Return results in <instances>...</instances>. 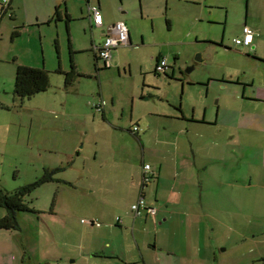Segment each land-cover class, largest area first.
Returning <instances> with one entry per match:
<instances>
[{
	"label": "rangeland",
	"instance_id": "rangeland-1",
	"mask_svg": "<svg viewBox=\"0 0 264 264\" xmlns=\"http://www.w3.org/2000/svg\"><path fill=\"white\" fill-rule=\"evenodd\" d=\"M34 1L17 0V4H22L20 9H14L17 17L34 21L36 13L42 16L46 7L40 0ZM100 1L103 27L93 25L88 18L87 4L97 5V0H88V3L87 0H65L60 9L70 15L67 25L64 15L58 21L24 27L12 21L7 14L0 17V186L12 191L40 178L44 170L52 172L53 177L26 196L35 211L17 213L18 229L0 228V264H67L77 254L75 247L81 241V232L87 238L100 237L98 241L103 243V250L104 243L114 240L112 232L84 223L82 218H94L84 210L80 213L75 211L78 215L71 221L74 229H65L67 225L62 226L60 215L63 209L68 214L74 211L73 201L68 198V190L72 191V187L58 179H78L82 161L87 159L86 177L78 183L76 191L83 193L85 200L89 192L88 189L84 191L83 185H100L101 182L97 177L99 163L89 162L94 144L86 145L80 156L73 157L72 167H66V151H61L59 146L65 144L73 148L70 139L74 130L81 125V133L84 132L86 112L94 111L89 105L91 100L98 98V94L108 102L109 108L110 98H114L118 107L123 104L125 121H128L131 111L141 126L140 136L148 130L144 136L143 159L141 143L135 138L124 134L121 137L116 135L113 140L106 139V136L110 137L107 130L98 126V143L102 148L109 143L123 146L128 166H122L130 177L134 173V179L141 177L142 161L154 166L158 159H168L164 151L171 145L166 142V137L172 135L175 139V133L162 131V126L171 125L172 120L159 115L177 112L181 106L188 117L192 111L201 117L207 106L215 107L219 97H222V106L238 108L244 113L264 108V103L249 99L261 98L259 96L243 100V87L237 83L245 80L249 70H264V0ZM1 3L0 0V16ZM118 20L127 24L132 42L118 47L113 52L112 66L104 67L100 60L95 62L92 43L100 42L101 30L104 28L108 32L109 26ZM244 23L257 32L255 38L259 40L257 47L249 51L237 49L233 44V38L241 34ZM13 29L18 34L11 38ZM158 53L164 55L170 65L166 75L158 76L153 72ZM197 54L201 58L199 61L195 59ZM71 58L80 75L71 85L65 86L63 72L70 69ZM19 64L44 66L49 73L48 88L22 100L15 96L13 84ZM191 65L193 68L186 71ZM255 75L254 72L253 77ZM221 85L225 88L218 87ZM143 86H146L144 94L139 95ZM238 91L239 99H235L233 96ZM187 122L190 124L184 127L192 129L182 131L180 147L200 172L201 146L203 140L210 139V134L202 133L201 128L206 126L213 130L218 127L198 119H187ZM157 127L162 131L159 134ZM240 130L231 134V138L227 135L226 141L233 139ZM216 138L222 139L223 136ZM248 151L243 149L240 152L242 164L245 163L244 158H248ZM89 153L88 157L83 156ZM230 161L227 160L224 170H230ZM89 165L94 166L98 173L89 175ZM107 165L109 176L116 177L112 166ZM100 169L105 172L106 164ZM242 169L246 170V167ZM104 186L110 191L106 184ZM244 189L242 200L234 201V204L228 200L217 201L214 196V201L209 204L212 208L210 218L207 221L204 217L202 231L204 254L208 249L209 262L189 258L191 264H264L260 259L261 254L264 256V188L254 186L252 194L259 196L255 201L249 197L250 190ZM174 193L173 198L177 201L179 192L177 195L176 191ZM203 198L208 199L206 195ZM53 199L54 208L61 211L55 216L49 214ZM222 203L226 205L222 206ZM179 205L181 202L176 210L183 211L184 205ZM193 205L189 207L203 212L202 203L200 207ZM2 212L5 213V208L0 207V217L4 214ZM180 217L176 215L177 221L173 224L177 230V252L183 249V234L178 223ZM96 220L100 221L99 218ZM102 259L107 263L109 257L101 258V263ZM185 260L186 257H179L177 264H185ZM73 264H79V259Z\"/></svg>",
	"mask_w": 264,
	"mask_h": 264
},
{
	"label": "crops",
	"instance_id": "crops-1",
	"mask_svg": "<svg viewBox=\"0 0 264 264\" xmlns=\"http://www.w3.org/2000/svg\"><path fill=\"white\" fill-rule=\"evenodd\" d=\"M40 1L42 6L46 7V11L42 16L36 13L34 21H26L25 19L23 20V18L17 17L14 11V9H20V5L22 4H17V0H11L10 12L12 14V21H15L16 24H21L22 27L25 25L50 23L53 20L58 21L53 18V14L56 8L61 11L60 6L65 0ZM100 2V0H97V5L99 7ZM33 3H35L34 0ZM60 15L62 18L63 13L60 12ZM61 18L59 20H61ZM103 25L104 23L101 26L103 27ZM17 27H19V25ZM104 31L105 29L103 28L101 30V40ZM128 31L129 43L125 46L130 45L132 42L130 30L128 29ZM14 36L15 35H11V38ZM255 36L256 35L253 36L249 46L238 47L244 51L256 48L259 40L256 39ZM93 45L92 43V47ZM234 46L236 45L234 44ZM117 48L112 51L110 66H112L113 52ZM162 56L164 55L158 53L156 57L160 58ZM98 60L99 59L96 57L95 62L97 63ZM254 72L256 73V78L253 77ZM237 83L241 84L243 87V97H241L243 100L247 97H254V95H256L261 98L257 99L250 97V101L254 102V100H256L258 103H264L263 69H261V71L249 70V74L246 76L245 80L243 79V82L238 80ZM145 87L146 86H143L140 89L139 95L144 94ZM218 87L223 89L225 85ZM239 96L240 91L233 97L239 99ZM221 98L222 97L218 98L215 107L207 106L201 117H197L193 111L188 117L181 106H178L177 112L173 113V111H171L168 112V114L159 115L172 120L171 125L169 123L164 127L162 126V131L166 132L170 130L171 134L175 133V139H173L172 135H170L171 138L168 136L166 137V142L171 145L170 148L166 146L167 150L164 151L168 158L167 160L158 159L159 161L157 160L154 166L148 162L142 161L143 165L145 163L150 165L148 170L150 178L146 182L142 181V175L145 171L143 166L140 172V179H134V173L131 174L130 177L127 173L128 170L123 168V166H128V159L124 156L126 155V151L123 149V146H112L109 143L107 147L103 146L102 148V145L98 143L99 136L97 130L100 126L107 130L110 137L106 136V139L109 138L113 140L117 137L116 135H120L121 137V135L124 134L135 138L141 143L143 159L145 156L143 144L144 136L147 135L146 132H148V130L144 131L145 133L140 136L141 126L138 120L133 118L130 111L128 121H125L124 106L121 104V106L118 107L117 104H115L116 102H114V98H110V108L108 107V102L100 97L99 94L97 99L91 100L89 106L94 111L86 112L85 122L83 123V133H81V125L78 126L77 130H74V135L70 139L71 143L73 142V148L70 149L65 144H59V146L61 151H66L64 159L67 161L66 167H72L71 163L75 161L73 157L80 156L86 145L90 146V143L94 144L95 147L93 151H91L92 158L88 160L89 162L92 160V162L95 161L99 163L98 169L100 173L97 177L101 180V186L99 184L83 185V188L85 187L84 191L88 189L89 192L85 200H83L84 194L76 191L78 183H81V180L86 177V163H88V161L84 159L81 165V174L79 173L76 177L78 179H58L66 185H69V187H72V191L68 190V198L70 201H73L71 206L74 212L72 213L69 211L68 214V211H64L65 209H63V213L57 211L53 206V204H55V200L53 199L49 214L55 216L61 213L62 226L65 227L64 225H67L65 229L68 227H73L74 229V225L71 221L78 215H75V211L80 213L84 210L94 218H82V221L84 220V223L98 227L99 229L112 232L114 240L104 243L105 249L103 250L101 245L102 242L98 241L100 237L95 238L92 236L93 238H91V236H89L87 238L84 236V232H81L79 234L81 241L75 247V252H77V254H74V257H72L67 264H73L77 259H79V264H177L179 257H186L184 261L185 264H191L188 260L189 258H195L204 263L209 262L208 249L205 250L204 254L202 231L204 229V217L207 218V221L210 218V210L212 208L209 204L214 201V196H216L217 201L228 200L230 203L234 204V201L242 200V190L245 188L244 190H250L249 197L251 200L255 201L259 199V196H256L254 193L252 194L254 186L257 188H264V108H259V111L255 110L253 112L244 113L243 111H238V108L228 109L222 106L220 103ZM97 103H101V109H97ZM97 114H99L98 117L100 120L97 118ZM187 119H198L203 121L204 124L214 123V125L218 127L213 130H209V127L206 126L201 128L202 133L210 134V136H208L210 139L203 140L201 146L202 158L201 156L200 158L202 159V170L200 172L196 163L189 162L186 158L185 153L182 151L183 148L180 147L179 143V136L182 131L184 129L187 131L192 129L191 127H184L190 124L187 122ZM135 126L137 127V131L133 129ZM157 128L158 134L162 132L160 131V127ZM239 129L242 130H240L233 139L227 142V135L228 138H231V134L235 133V131L237 132ZM220 135L223 136L222 139L216 138ZM79 143L82 144L78 146ZM225 144H228V147H225ZM97 145H100V147ZM61 146L63 147L61 148ZM47 147L51 148L50 145ZM243 149H249L246 155L248 158H244V164L239 161L243 156L240 155ZM69 151L74 152L68 154ZM100 151L102 153L101 156ZM89 155L90 153L83 156L86 158ZM69 157L70 161L68 160ZM115 159H118V161ZM227 160H231L229 162V171L224 170ZM105 164L106 171L103 172L100 168L104 167ZM107 164L112 166L116 177L109 176ZM243 167H246V170H243ZM88 169V174L91 176L98 173L92 165H89ZM193 169H195V171H193ZM153 180H155V183H153ZM76 182L77 187H75ZM105 184L109 187L110 191H107L104 186ZM87 186L89 187L87 188ZM197 187H199V192L197 191ZM145 189L149 192L148 195ZM191 189L192 191H190ZM123 190L125 192H123ZM175 191L176 195L179 192L177 201V198H173V196H175ZM189 192L191 193L190 195ZM203 192L206 193L205 195L208 199L203 198V196H205ZM211 192L214 193V195H212ZM141 194L144 196L147 205L156 208V213L153 216L147 214L135 216L130 210V205ZM180 202L181 205L179 206L184 205L183 211H177L175 208ZM194 203L197 207H200L202 203V213L189 207L194 206ZM225 205V203H222V206ZM176 215L177 217L181 216L178 218V223L180 224L179 226L183 234L181 242V244H183V249L180 252H177V247L179 245L177 230L173 227V224L177 221ZM96 218H99L100 221L98 222ZM53 229L55 230V228ZM62 233H64L63 239H65L66 234L64 231ZM106 257H109L107 263L106 261L103 262V259L101 263V258ZM260 259H263L264 263L263 254L260 255ZM57 263L60 264V262Z\"/></svg>",
	"mask_w": 264,
	"mask_h": 264
},
{
	"label": "trees",
	"instance_id": "trees-1",
	"mask_svg": "<svg viewBox=\"0 0 264 264\" xmlns=\"http://www.w3.org/2000/svg\"><path fill=\"white\" fill-rule=\"evenodd\" d=\"M10 2L5 6L2 2V17L4 14H7L9 18H11L10 12ZM60 11L58 8L55 9L53 14V18L55 20H59L61 18ZM63 15L66 20V24L70 19V16L64 10ZM18 31L13 30L11 35H17ZM95 59L96 56L94 55ZM106 67V66H105ZM60 72H63L62 70ZM64 74V85L68 86L71 82L79 76L80 74L76 70V66L71 58L70 69L63 72ZM49 86V73L44 68L41 67H33L28 65L19 64L15 70L14 84H13V93L15 96L20 98L21 100L24 98H30L34 94L45 91ZM52 172L44 170V174L32 181L31 183L20 186L12 191H8L3 189L0 186V207L5 208V213L0 217V228L7 230H15L18 229V221H17V213L19 211H35L32 208L26 196H28L39 184L42 182L52 180L51 176Z\"/></svg>",
	"mask_w": 264,
	"mask_h": 264
},
{
	"label": "built area",
	"instance_id": "built-area-1",
	"mask_svg": "<svg viewBox=\"0 0 264 264\" xmlns=\"http://www.w3.org/2000/svg\"><path fill=\"white\" fill-rule=\"evenodd\" d=\"M6 6L9 0H1ZM88 18L91 23L95 26H101L103 24V19L98 5L87 4ZM128 26L124 21L118 20L109 26V31L103 33L102 40L93 45V50L97 59H99L103 66L111 65L112 51L120 46H125L129 43V33ZM256 32L247 24L242 27L241 34L233 38V43L236 46H249L252 42L253 36ZM166 63V58L162 57L157 65V69H161V66ZM97 109H101V103L96 104ZM134 131H137L135 126ZM150 165L145 163L143 169L145 170L142 175V181L146 182L149 180L148 170ZM130 210L135 216H142L144 214L153 216L156 213V208L154 206L147 205L144 196L141 194L139 197L130 205ZM84 221V220H83Z\"/></svg>",
	"mask_w": 264,
	"mask_h": 264
},
{
	"label": "flooded vegetation",
	"instance_id": "flooded-vegetation-1",
	"mask_svg": "<svg viewBox=\"0 0 264 264\" xmlns=\"http://www.w3.org/2000/svg\"><path fill=\"white\" fill-rule=\"evenodd\" d=\"M245 24V23H244ZM243 24V25H244ZM238 46H235V48H237ZM238 49V48H237ZM197 55H199V54H197ZM157 56V55H156ZM162 57H165V56H162ZM162 57H155V64H154V72H155V75H161V74H164V75H166L167 73H168V71H169V68H170V65H169V63H168V61L166 60V63L164 64V65H162L161 66V69H157V65H158V63H159V61H160V59L162 58ZM196 57V56H195ZM199 57H200V55H199ZM177 58V56H174V59H176ZM190 68H193V66L191 65V66H189ZM173 73V72H172ZM173 75V74H172Z\"/></svg>",
	"mask_w": 264,
	"mask_h": 264
},
{
	"label": "water",
	"instance_id": "water-1",
	"mask_svg": "<svg viewBox=\"0 0 264 264\" xmlns=\"http://www.w3.org/2000/svg\"><path fill=\"white\" fill-rule=\"evenodd\" d=\"M195 59L198 60V61L201 60V58L199 57V55H196ZM191 69H192V68L187 67V68H186V71H189V70H191Z\"/></svg>",
	"mask_w": 264,
	"mask_h": 264
}]
</instances>
